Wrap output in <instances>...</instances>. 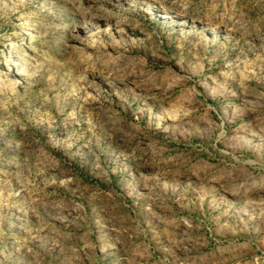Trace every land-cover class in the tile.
Returning <instances> with one entry per match:
<instances>
[{"label":"rangeland","instance_id":"rangeland-1","mask_svg":"<svg viewBox=\"0 0 264 264\" xmlns=\"http://www.w3.org/2000/svg\"><path fill=\"white\" fill-rule=\"evenodd\" d=\"M0 264H264V0H0Z\"/></svg>","mask_w":264,"mask_h":264}]
</instances>
